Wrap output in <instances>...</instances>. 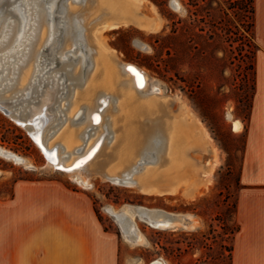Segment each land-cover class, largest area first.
<instances>
[{
    "label": "rangeland",
    "instance_id": "374dc122",
    "mask_svg": "<svg viewBox=\"0 0 264 264\" xmlns=\"http://www.w3.org/2000/svg\"><path fill=\"white\" fill-rule=\"evenodd\" d=\"M127 1L133 7L134 16L157 21L158 30L149 32L129 22L104 30L101 39L108 44L115 60L142 67L150 78L147 95L156 97L160 103L166 102L171 114L182 117L195 131L186 136L179 159L171 168L148 174V184L155 190H141L126 180H134L149 165L156 164L164 147L163 141H159L154 158L149 157L148 151H142L149 138L142 122L148 120L150 112L128 106L122 121L124 127L131 129L132 124L143 127V132L139 133L143 141L139 143V153L134 160L123 161L119 173L121 183L98 175L106 158L104 153L97 165L84 170L90 182L83 185L73 173L59 170L48 161L35 138L13 119L15 112L7 114L0 108V148L18 156L15 160L0 154V264H25V220L21 212L25 187L51 181L85 191L93 198L105 229L121 239L119 264L232 263L228 250L234 248L231 232L239 226L234 213L246 142L245 131L243 128L241 132L235 131L233 122L239 120L246 127L251 113L255 58L259 51L256 37L259 0H254L252 8L249 0H176L178 9L175 0ZM62 2L61 11L66 12L68 6L75 12L81 10L88 13L89 20L94 19L95 25L105 19V11L96 12L101 0L94 4L93 0ZM2 12L18 22L19 18L8 6H0V14ZM3 24L0 23V34ZM36 30L33 37L30 36L32 43L25 42L26 52L34 46L39 28ZM78 62H72V69ZM22 66L26 67L25 63ZM119 68L123 70L120 65ZM90 70L91 67L82 68L79 79H65L67 92L57 99L58 105L52 110L58 112L53 126L55 132L67 122L79 128L77 148L84 145L88 148L100 132L107 131L106 127L91 124L88 103L82 102L76 112L71 111L75 93L84 86ZM11 81L6 96H12L18 88L24 89V93L29 91V87L25 89V81L21 82V71L16 70ZM153 85L158 86L155 93ZM142 92L137 91L139 97L143 96ZM98 96L94 106L100 110ZM27 100L28 104L32 103L30 98ZM112 101L113 104L118 101L116 95L112 96ZM16 107L11 105V109ZM112 137L109 129L107 143ZM59 146L64 156L68 151L63 143ZM69 154L75 157L80 153L75 149ZM189 187L194 189L190 196L186 192ZM137 206L168 212L189 221L194 219L196 225L157 228L136 214L135 234L142 232L145 241L135 244L127 240L126 237L134 239L135 235L125 232L118 213L126 207ZM11 210H14L13 217ZM187 224L190 226L189 222Z\"/></svg>",
    "mask_w": 264,
    "mask_h": 264
},
{
    "label": "bare ground",
    "instance_id": "6f19581e",
    "mask_svg": "<svg viewBox=\"0 0 264 264\" xmlns=\"http://www.w3.org/2000/svg\"><path fill=\"white\" fill-rule=\"evenodd\" d=\"M62 1L17 0L11 8L14 9L12 14L19 18L18 22L3 12L0 14V23H4L0 34V104L8 108L10 114L16 113L12 114L13 119L29 131L44 153V150L57 151L58 161L48 159L55 168L73 173L83 185L90 182V176L84 170L97 165L104 153L106 158L102 162V172L98 175L121 183L123 179L119 173H121L123 161H132L139 153V143L143 142L140 140L139 133L144 130L146 134H149V138L142 151H148L149 157L154 158L159 141H163L164 150L158 154L156 164L149 165L134 180H126V182L133 186L137 185L140 189L153 191L155 189L148 184V174L162 168H171L179 159L186 136L194 133L195 128L189 126L186 120L181 119L182 117L173 116L166 102L160 103L156 97L147 95L150 89V78L147 72L135 63L115 60L110 47L101 39V34L106 29L119 28L129 22L149 32L157 31L159 24L157 21L149 22L134 16L133 7L127 0H101L96 12L105 11V19L103 21L100 19L101 22L98 21L96 25V22H93L94 19L89 20L88 13H83L81 10L75 12L74 8L68 6L66 12L61 11L63 10ZM95 1L93 0V4L96 3ZM174 5L177 9L179 8L176 0ZM44 9L49 10L44 12ZM37 28L39 31L35 37L34 46H30L26 52L25 42L32 43L30 36L37 31ZM7 44L8 46H5ZM2 47L5 48L2 49ZM75 60L79 62L76 68L72 69L71 65ZM24 63L26 67L22 66ZM119 65L123 70H120ZM88 67H91L89 76L84 86L75 93L71 111L76 112L82 102L88 103L90 106L88 119L91 124L100 128L106 127L107 131L100 132L88 148L85 145L77 148V139L81 133L79 128L67 122L55 132L53 126L57 123L58 112L53 113L52 110L58 105L57 99L67 92L65 79H79L82 68ZM16 70L21 71V82L25 81V89L29 87V91L24 93V89L18 88L12 96H6ZM136 90L143 91V96L139 97ZM157 90L158 86L153 85V92ZM101 92L104 94L100 95ZM113 95L118 98L115 104L112 101ZM97 96L102 107L100 110L94 106ZM27 98L32 100L31 104L27 103ZM11 105L18 107L11 109ZM128 106L150 112L148 120L142 122L146 126L143 130L140 124H132L131 129L124 127L122 121ZM38 127L40 130H37ZM233 128L235 131H240L242 123L235 120ZM109 129L113 132V137L107 143L106 135ZM86 135L89 137L88 133ZM61 143L68 151L64 156L60 152L59 144ZM75 149L80 154L74 157L69 153ZM182 150L185 152V147ZM89 152L87 158L92 159L81 167L87 159L81 158ZM0 154L15 160L18 158L4 148H0ZM24 160L27 163V160ZM140 183L143 186H140ZM136 208L124 209L125 213L131 215L128 221L132 229H136ZM159 211L149 210L145 217L149 218L148 221L141 220L154 224L153 226L157 228H169L178 224L187 227L196 225V220L189 221L190 226H188L180 220L182 218L177 221L159 220L153 223L155 218H164L165 212ZM134 237V239L126 238L135 244L145 241L142 232ZM152 264L163 263L155 261Z\"/></svg>",
    "mask_w": 264,
    "mask_h": 264
},
{
    "label": "crops",
    "instance_id": "0c3cea01",
    "mask_svg": "<svg viewBox=\"0 0 264 264\" xmlns=\"http://www.w3.org/2000/svg\"><path fill=\"white\" fill-rule=\"evenodd\" d=\"M258 5L255 91L247 126L242 125L246 142L236 214L240 231L232 264H264V0ZM186 192L193 195L194 189ZM21 202L25 264H119L121 239L105 229L87 192L51 181L26 186Z\"/></svg>",
    "mask_w": 264,
    "mask_h": 264
},
{
    "label": "water",
    "instance_id": "95a60500",
    "mask_svg": "<svg viewBox=\"0 0 264 264\" xmlns=\"http://www.w3.org/2000/svg\"><path fill=\"white\" fill-rule=\"evenodd\" d=\"M16 1L17 0H0V6H8V8L10 9V11L12 12V11H14V9L11 8V7H12L13 4H15ZM0 108L3 111H5L7 114H10V110L8 108H6L5 106H3V105L0 104ZM37 130H40V127H38ZM44 151H45V154L47 155V159H49L51 161H58V156H57V151L56 150H53V151L44 150ZM80 152H82V151H80ZM89 154H90V152L87 155H85L84 157H82L81 159L87 158L89 156ZM81 159H79V160H81ZM91 159L92 158H89V159L87 158L85 160V162L83 164H81V167H83L84 165H86ZM149 210H153V209H148V208H146L144 206H137L136 213L139 215V218L140 219H145L146 221H148L147 219H149V218H145V217H147L146 216V212L149 211ZM159 212H162V211H159ZM140 215H143L144 217L142 218ZM164 215L165 216H164L163 219H159V218L153 219V223H157L159 220H164V221H167V220L174 221L175 220V221H177V220L180 219V217H178L177 215H174V214H171V213H168V212H165ZM118 216L120 218L122 228L125 230V232L126 233H129L131 235L132 234L136 235L135 234L136 233L135 232L136 229H132L131 223H129V221H130L129 215L123 211L122 213H118ZM180 220L184 221L185 224H187L189 222V219L182 218Z\"/></svg>",
    "mask_w": 264,
    "mask_h": 264
},
{
    "label": "trees",
    "instance_id": "16d2710c",
    "mask_svg": "<svg viewBox=\"0 0 264 264\" xmlns=\"http://www.w3.org/2000/svg\"><path fill=\"white\" fill-rule=\"evenodd\" d=\"M249 1H250L251 8H252L253 5H254V0H249ZM237 209H238V203H237V205H236V207H235V213H234V216H235V217H236V214H237ZM239 231H240V227L237 226L236 229L233 230V231L231 232L232 239L235 238L236 234H237ZM228 251H229V253H230V255H231V261H232V260H233V251H234L233 246H232L231 249H229ZM231 264H232V263H231Z\"/></svg>",
    "mask_w": 264,
    "mask_h": 264
}]
</instances>
